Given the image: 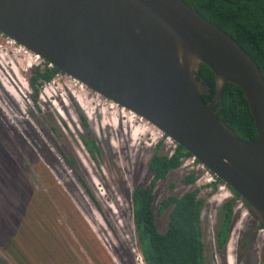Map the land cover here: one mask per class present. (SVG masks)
<instances>
[{
  "label": "water",
  "instance_id": "obj_1",
  "mask_svg": "<svg viewBox=\"0 0 264 264\" xmlns=\"http://www.w3.org/2000/svg\"><path fill=\"white\" fill-rule=\"evenodd\" d=\"M0 33L170 136L264 227V77L197 10L182 0H0ZM202 65L216 81L210 102ZM229 83L249 103L258 132L252 141L219 118Z\"/></svg>",
  "mask_w": 264,
  "mask_h": 264
},
{
  "label": "rangeland",
  "instance_id": "obj_2",
  "mask_svg": "<svg viewBox=\"0 0 264 264\" xmlns=\"http://www.w3.org/2000/svg\"><path fill=\"white\" fill-rule=\"evenodd\" d=\"M7 48L6 39L0 38V98L3 101L0 103V264H77L68 256L71 253L83 264H144L138 246L132 194L152 180L149 163L157 151L158 131L155 133L147 122L135 124L136 128L127 127L122 117L116 119L122 109L116 105L112 108V104L89 88L84 87L81 95L75 92L78 98L68 96L66 89L74 87L62 75L40 88L34 100L27 82L32 73L23 72L16 60L5 53ZM48 97L51 104L46 103ZM82 120H86L89 129L91 126L92 130H88L100 145L99 161L86 151L81 141L80 135L88 131ZM31 146L36 151L28 157ZM169 146L161 147L160 154L169 152L171 156ZM66 157L74 162L71 167ZM27 159L32 161L29 166L48 160L51 176L42 180V184H34L25 173L29 170L24 166ZM190 174L187 168L170 172L155 189L157 202L167 198L166 192L175 182L177 195L200 187L197 182L184 190L186 185L182 179ZM80 177L87 178L96 200L81 185ZM25 180L31 187L25 185L28 194L21 199L22 187L18 183ZM207 193L203 189L201 195ZM211 199L214 203L208 202L203 211L209 242L206 260L208 264H226V256L218 253L214 236L224 214L225 198ZM96 201L100 202V209ZM234 210L229 245L232 253L234 250L235 264L236 259L237 264H261V258L264 264V233L257 229L258 217L237 205ZM53 218L58 220L59 230L54 231L50 226ZM27 226L32 231L28 232ZM51 238L61 244L73 263L53 259L54 253L49 252L50 247L53 249ZM244 242L248 248L242 253Z\"/></svg>",
  "mask_w": 264,
  "mask_h": 264
},
{
  "label": "trees",
  "instance_id": "obj_3",
  "mask_svg": "<svg viewBox=\"0 0 264 264\" xmlns=\"http://www.w3.org/2000/svg\"><path fill=\"white\" fill-rule=\"evenodd\" d=\"M182 1L236 40L257 63L264 77V0ZM60 73L55 68L36 67L33 70L29 82L35 88L34 100H37L40 88ZM199 78L204 79V85L210 87V90L203 95L204 101H212L216 93V81L206 65H202ZM222 105L219 118L225 121L240 138L245 141L257 138L258 132L249 103L239 86L231 83L226 86ZM218 107L219 105H216L214 109ZM81 124H84L86 131L89 129L86 120H82ZM89 130H92L91 126ZM89 130L81 134L80 138L86 151L99 161L101 148ZM163 146L162 142L157 145V151L149 163L153 176L149 185L139 187L133 192L134 222L141 256L145 264H208L206 248L209 242L206 241L204 231L203 211L211 194L202 196L201 192L206 188L202 186L187 191L181 196L169 194L167 198L157 202L155 189L158 184L165 181L170 172L180 169L185 158L192 156L180 145L171 156L169 152L160 154L159 149ZM70 162L74 163L72 160ZM198 177L197 171H192L182 179V183L195 185ZM234 193L235 198L224 204L222 208L224 214L219 220L214 235L217 251L221 254L226 252L232 233L235 222L234 206L237 200H243L245 206L251 208L240 195ZM90 194L96 200L91 192ZM96 203L100 209V203L98 201ZM258 219L257 229H263L262 221L259 217ZM247 248L248 243H242V253Z\"/></svg>",
  "mask_w": 264,
  "mask_h": 264
},
{
  "label": "clouds",
  "instance_id": "obj_4",
  "mask_svg": "<svg viewBox=\"0 0 264 264\" xmlns=\"http://www.w3.org/2000/svg\"><path fill=\"white\" fill-rule=\"evenodd\" d=\"M0 35L4 38V39H11V38H9V37H6V36H4L3 34H1L0 33ZM6 44L8 45V48L6 49V51H5V53H7L8 54V56H10V57H12V58H14L15 60H16V64L23 70V72H25V73H27V74H31V73H33V70L36 68V67H42V69H48L46 66H44V63L45 62H47V63H50V62H48V61H46L44 58H42V57H40V56H38V55H36L35 53L33 54V53H28V54H26L25 53V51H23V50H19V49H16L15 47H13V46H10L8 43H7V40H6ZM36 57H38V58H36ZM32 61H34V64L32 63ZM54 68H55V66H54ZM56 69V68H55ZM61 72V71H60ZM62 76L64 75L65 77H69V76H67V75H65L64 73H60ZM32 76V75H31ZM57 77V76H56ZM70 78V77H69ZM29 79H30V77H29ZM29 79H28V86L30 87V82H29ZM74 79V78H73ZM76 82H78L77 84L78 85H76V84H74V83H72L73 85H74V88H75V90L77 91V90H79V85L81 84V85H83V87H85L87 90H89L88 89V87L86 86V85H84L83 83H81L80 81H78V80H76V79H74ZM44 86V85H43ZM28 87V88H29ZM30 89V88H29ZM90 90H92V89H90ZM93 91V90H92ZM94 92V91H93ZM94 93H96V92H94ZM97 94V93H96ZM99 95V94H98ZM106 102H108V103H110V104H114V105H116L118 108H120V109H125V110H127L126 108H124V107H121V106H119L118 104H116V103H114V102H112V101H110L109 99H107V98H105V97H103V96H101ZM128 112H132V111H130V110H127ZM132 113H134V112H132ZM135 114V113H134ZM136 116H137V118L139 119V120H141V121H137L135 124L136 125H140V123H144V122H146V121H144V118H142V117H140V116H138L137 114H135ZM86 120H87V118H86ZM88 121V120H87ZM144 121V122H143ZM158 131H161V130H159L158 129ZM162 132V131H161ZM163 133V132H162ZM164 135H165V137H162V138H159V137H157V140H156V144L155 145H158L160 142H162L163 143V145H166V144H168V143H166V136H168V135H166L165 133H164ZM170 137V136H169ZM149 140H151V138L149 137L148 138ZM175 142V141H174ZM176 143V142H175ZM177 144V143H176ZM169 145V144H168ZM178 145V144H177ZM169 148H172V147H170L169 146ZM191 157H194V156H190V157H188V158H185L184 160H183V165H182V167L181 168H187V169H190L191 171H197V174H198V180H197V182L201 185L200 187H202V186H205L206 188H205V190H208V193L206 194V195H208V194H211L210 196H209V198H208V201H207V204H208V202H210V203H214V201H212V199L211 198H215L216 200L217 199H220L221 197H224L225 198V203L224 204H226L228 201H230V200H232L233 198H235V193L233 192V190L231 189V188H229V186L226 184V183H224L223 181H221L220 180V178L218 177V176H216L211 170H209L208 168H206V170H208L212 175H214L217 179H218V182H219V184H222V185H225L226 186V190L223 192V191H221V192H219V194L217 195V192H218V182L217 183H207L206 181H204V173H202L201 171H198L195 167H193V166H190V165H188V162H189V159L191 158ZM197 159V158H196ZM197 161H198V159H197ZM199 162V161H198ZM200 163V162H199ZM202 164V163H201ZM206 167V166H205ZM197 182H196V184H197ZM189 191H191V190H189ZM185 194V193H184ZM239 195V194H238ZM106 196V195H105ZM181 196V195H180ZM205 196V195H204ZM242 198V197H241ZM99 202V201H98ZM100 203V202H99ZM224 204H223V206H224ZM132 205H133V194H132ZM235 205H237L239 208H245L246 210H248V211H253L255 214H256V216L257 217H259L258 215H257V213L252 209V208H247L246 206H245V202L243 201V200H241V199H239V200H237V202H236V204ZM234 212H235V210H234ZM246 213H248L247 211H245V214ZM242 214H243V212H242ZM264 229V228H263ZM230 245H229V242H228V245H227V247H226V249H228V247H229ZM226 252H227V250H226ZM225 252V253H226ZM225 253H223V254H225ZM140 255H141V253H140ZM225 256H226V254H225ZM141 258H142V262L144 263V260H143V257L141 256ZM238 263V259H236V264ZM145 264V263H144ZM226 264H227V260H226Z\"/></svg>",
  "mask_w": 264,
  "mask_h": 264
},
{
  "label": "flooded vegetation",
  "instance_id": "obj_5",
  "mask_svg": "<svg viewBox=\"0 0 264 264\" xmlns=\"http://www.w3.org/2000/svg\"><path fill=\"white\" fill-rule=\"evenodd\" d=\"M30 88H31V91H30V96H31V98H33V95H34V92H35V88H34V86H32L31 84H30ZM28 94V95H29ZM42 95V94H41ZM38 96H39V94H38ZM0 103H1V105L3 104V101L1 100V98H0ZM0 105V106H1ZM6 127H7V125H6ZM39 136V135H38ZM26 137V136H25ZM25 137H23V139L24 140H26L27 141V139L25 138ZM40 138H42L41 136H39ZM42 142H43V138L42 139H40ZM32 147V146H31ZM30 147V149L28 150V152H30V153H28V157H30V155H34L35 154V151H36V148L34 149L33 147V149ZM36 156V155H35ZM46 159H48V158H46ZM71 160V158H67L66 157V163H68L69 165H70V167H71V165H73V163H70L69 161ZM68 161V162H67ZM32 163V161L30 160V159H27V162L26 163H24V166H25V168H28L29 170L28 171H26L25 173H28L29 174V178H30V180L32 181V180H34V181H32L34 184L35 183H40V184H42V180H44L46 177H50L51 176V172H52V170H51V168H50V166H49V163H48V160H42V161H40L39 162V164L38 165H36V163H35V165H30L29 166V164H31ZM178 170V169H177ZM174 171H176V170H174ZM173 171V172H174ZM192 172V171H191ZM24 173V174H25ZM170 176V173H169V175L167 176V177H169ZM1 180V179H0ZM80 181H81V185H83V187H85L86 188V190L87 191H89V193L91 192L92 194H93V191H91V189H90V187L88 186L89 184H87V182H88V180H87V178H85V179H83L82 177H80V179H79ZM28 182V183H27ZM21 187H22V189H21V192L19 193V196H20V198L21 199H23L25 196H26V194H28V191H26L29 187H31V184H30V182L29 181H23L22 183H18ZM170 184V183H169ZM177 182H175L174 184H170V186H169V188H168V190H167V192H166V194H167V196L169 195V194H175V192H176V190H177ZM25 185H27L28 186V188L26 189L25 188ZM180 186H182V185H179L178 187H180ZM187 186V187H186ZM186 186H184L183 185V187L185 188L184 190H188V186H191V185H186ZM32 187H33V185H32ZM34 187H35V185H34ZM171 187V188H170ZM184 193H186V192H184ZM2 193H1V191H0V195H1ZM91 195V194H90ZM94 195V194H93ZM92 197V196H91ZM94 197H95V195H94ZM42 213H44V212H42ZM45 214V213H44ZM51 214H53V212H51L50 214H48V215H51ZM56 219V218H55ZM51 221L52 220H54V218L53 219H50ZM36 224L37 223H35V226H36ZM50 226H52L53 227V229H54V231L56 230V229H60V224L58 223V220H54V222L52 223L51 222V225ZM27 229H28V232L29 231H32V229H31V227L30 226H27ZM50 233L49 231H46V234H48V233ZM56 240V239H55ZM55 240H52V238H51V241L53 242V244H52V247H53V249L50 247L49 249L51 250V251H49V252H52V253H54V260H56L57 258L59 259H62L61 260V262L62 263H67L68 261H71V263H73L72 262V260L71 259H69V258H67L66 257V255H68V253H66V252H64L63 251V249L61 248V244L59 245V243H55ZM70 244H71V242H69ZM62 244L64 245H67V242L66 241H63L62 242ZM72 245V244H71ZM55 246H57V248H58V251L56 250V248H55ZM75 248H77L76 247V244H75ZM231 247L229 246L228 247V249H227V252H226V260H227V258H228V260H227V262H228V264H235V260H234V250H233V253L231 252ZM75 251H78V249H75ZM47 253H48V250L46 251ZM79 252V251H78ZM220 253V252H219ZM68 256H70L73 260L75 259L76 260V262H77V264H83L78 258H76L75 257V255L73 254V253H71V255H68ZM222 256H224L225 257V254H223L222 253ZM261 264L263 263V259L261 258Z\"/></svg>",
  "mask_w": 264,
  "mask_h": 264
},
{
  "label": "built area",
  "instance_id": "obj_6",
  "mask_svg": "<svg viewBox=\"0 0 264 264\" xmlns=\"http://www.w3.org/2000/svg\"><path fill=\"white\" fill-rule=\"evenodd\" d=\"M9 42H10V40L7 39V43L8 44H9ZM12 42L14 44H9V45L15 47L16 49H19L16 46V43L14 41H12ZM19 50H21V49H19ZM25 53L28 54L27 52H25ZM36 58H38V57H36ZM44 66H46L48 69H54V65L52 63L45 62ZM60 75L61 74H58L57 76H60ZM62 78H64L65 80H69L70 82L68 84H72V83L77 84L78 83L71 77L69 78V77H65L63 75ZM78 87H83V85L80 84ZM158 133H159V136H158L159 138L165 137L164 133H162L161 131H158ZM166 143H168L170 145V147H172V153L178 147V145L174 142V140L171 137H169V136H166ZM188 165L193 166L198 171H201L202 173H204V181H206L207 183H212L213 184V183H217L218 182V179L214 175H212L208 170H206V167L203 164L199 163L197 161L196 157H191L189 159ZM225 190H226V186L222 185V184H219V182H218V192H221V191L224 192ZM262 232L264 233V229H262Z\"/></svg>",
  "mask_w": 264,
  "mask_h": 264
},
{
  "label": "bare ground",
  "instance_id": "obj_7",
  "mask_svg": "<svg viewBox=\"0 0 264 264\" xmlns=\"http://www.w3.org/2000/svg\"><path fill=\"white\" fill-rule=\"evenodd\" d=\"M0 38H1V40H2V36L0 35ZM7 40V39H6ZM12 41H14L15 43H16V46L19 48V49H21V50H23V51H25V52H27V53H33L32 51H30V50H28L27 48H25L23 45H21L19 42H17L16 40H13V39H10V42H9V44H14ZM34 54V53H33ZM32 63L34 64V61H32ZM77 85V84H76ZM73 87H74V85H73ZM84 87H79V90L78 91H76L75 90V88H67L66 89V92L68 93V96H71V97H73V98H78V96H77V94L75 93V92H77V93H79L80 95L82 94V93H84L83 92V89ZM43 91V90H42ZM42 95H43V93H42ZM42 95H41V98H42ZM47 96V95H46ZM50 98L51 97H48V101L50 100ZM46 103H50V101L49 102H46ZM51 104V103H50ZM112 108H114L115 107V105L114 104H112V106H111ZM127 112V114L128 115H126L125 113ZM117 116H120V117H122V119H123V124L124 125H126L127 127H130V128H136V126H135V123L137 122V121H141V120H139L138 118H137V116L134 114V113H132V112H128L127 110H125V109H123L122 111H121V114H118V115H116V119H117ZM120 121V120H119ZM144 121H146L145 119H144ZM143 121V122H144ZM147 122V121H146ZM144 122V124H149V125H151L149 122ZM152 127H154L153 125H151ZM153 131L155 132V133H157V131H158V129L156 128V127H154V129H153ZM153 131H152V136H154V133H153ZM153 142H155V139H153Z\"/></svg>",
  "mask_w": 264,
  "mask_h": 264
}]
</instances>
